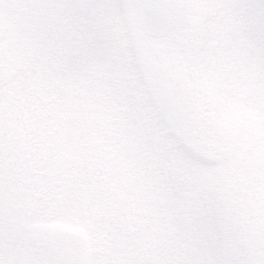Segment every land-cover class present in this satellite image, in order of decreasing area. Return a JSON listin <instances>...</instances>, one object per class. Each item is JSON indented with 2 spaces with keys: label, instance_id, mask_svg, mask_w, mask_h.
<instances>
[{
  "label": "rangeland",
  "instance_id": "1",
  "mask_svg": "<svg viewBox=\"0 0 264 264\" xmlns=\"http://www.w3.org/2000/svg\"><path fill=\"white\" fill-rule=\"evenodd\" d=\"M184 16L189 25L201 22L200 10ZM114 30L121 39L119 58L137 71L150 68L172 96L178 53L166 62L151 56L152 45L170 42L129 27L124 17ZM0 49L7 68L0 99V200L12 228H23V245L10 260L21 253L45 264L182 259L188 244L177 238L182 217L174 202L190 195L214 193L228 201L241 233L264 230V139L256 150L245 146L251 138L242 134L226 142L228 113L241 104L226 105L222 84L198 81L199 112L187 97H175L178 126L142 119L133 101L117 93L122 76L116 72L69 95L66 109L53 112L31 77L30 36L11 32ZM126 179L132 187L124 189ZM82 194L86 202H80Z\"/></svg>",
  "mask_w": 264,
  "mask_h": 264
},
{
  "label": "snow or ice",
  "instance_id": "2",
  "mask_svg": "<svg viewBox=\"0 0 264 264\" xmlns=\"http://www.w3.org/2000/svg\"><path fill=\"white\" fill-rule=\"evenodd\" d=\"M189 9L200 10L197 25L184 16ZM119 17L175 47L172 96L150 68L137 71L119 58L121 39L114 30ZM11 32L30 36L31 77L42 85L39 91L48 97L42 103L53 112L66 109L69 95L92 89L116 72L122 76L117 93L133 101L142 119L178 126L182 121L173 100L187 97L192 111L199 112L196 92L203 71L195 70H205L224 53L251 64L257 94L264 93V0H0V41ZM6 84L0 49V99ZM174 207L182 217L177 238L188 244L187 254L164 264H264V230L255 236L239 232L228 201L214 193L190 195ZM18 245H23V228H12L0 200V264H45L22 253L10 260Z\"/></svg>",
  "mask_w": 264,
  "mask_h": 264
},
{
  "label": "flooded vegetation",
  "instance_id": "3",
  "mask_svg": "<svg viewBox=\"0 0 264 264\" xmlns=\"http://www.w3.org/2000/svg\"><path fill=\"white\" fill-rule=\"evenodd\" d=\"M189 10L199 13L197 9ZM199 21H201V18ZM161 44L166 47L167 56L162 60L154 58L153 60L166 62L176 49L171 43L170 45L167 42ZM175 59L178 62V56ZM201 71H203L202 78H205L206 82L222 84L221 90L225 93L227 106L231 102L241 104V107L235 109L232 113H228V120L224 125L226 142L232 144L236 142L238 135L242 134L246 138H251L250 141L246 140L245 146L250 147L252 150L260 149L262 145L258 141L264 139V115L259 114L258 105L264 108V100L261 99L264 93H261L260 96L257 94L258 86L253 75L252 65L236 57L233 53H224L219 59L213 58L211 66H208L205 70L199 69V72ZM247 104H254L255 106L247 108ZM234 126L237 127L239 134L234 131ZM250 156L249 153L246 158Z\"/></svg>",
  "mask_w": 264,
  "mask_h": 264
},
{
  "label": "water",
  "instance_id": "4",
  "mask_svg": "<svg viewBox=\"0 0 264 264\" xmlns=\"http://www.w3.org/2000/svg\"><path fill=\"white\" fill-rule=\"evenodd\" d=\"M148 35L152 36V37H156V38H161L160 35L158 34H154V33H151L150 31L146 30V29H143ZM167 49L165 46H163L162 44H155L153 47H152V55L155 57V58H158V59H165L166 56H167Z\"/></svg>",
  "mask_w": 264,
  "mask_h": 264
},
{
  "label": "trees",
  "instance_id": "5",
  "mask_svg": "<svg viewBox=\"0 0 264 264\" xmlns=\"http://www.w3.org/2000/svg\"><path fill=\"white\" fill-rule=\"evenodd\" d=\"M109 165H110V164H109ZM121 170H122V173L125 174V170H123V169H121ZM23 179H24V178H23ZM23 183H24V185H25V181H23ZM127 186H131V185L128 184L127 179H126V185H125L124 189H126ZM131 187H132V186H131ZM30 189H31V187H30ZM26 191H29V186H28V185H27V187H26ZM20 193H21V192H20ZM80 194H81V193H80ZM80 194H79V195H80ZM97 194H98V193H97ZM81 197H82V198L80 199V202H81V200H82V201H85V202L87 201V196H85V195L82 194ZM26 203H27V202L24 201V204H26ZM126 211H127V210H126ZM125 214H126V212L123 213V215H125ZM128 232H129V233L125 232L124 237H125V236L128 237V236L130 235V230H128Z\"/></svg>",
  "mask_w": 264,
  "mask_h": 264
}]
</instances>
